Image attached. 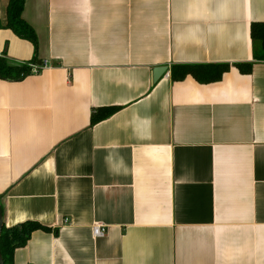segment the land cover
Wrapping results in <instances>:
<instances>
[{
    "label": "crops",
    "instance_id": "obj_1",
    "mask_svg": "<svg viewBox=\"0 0 264 264\" xmlns=\"http://www.w3.org/2000/svg\"><path fill=\"white\" fill-rule=\"evenodd\" d=\"M8 2L0 56L46 65L0 80L3 225L49 229L12 264H264V62L250 32L264 0H25L36 52L5 28ZM224 64L217 82L171 79Z\"/></svg>",
    "mask_w": 264,
    "mask_h": 264
},
{
    "label": "trees",
    "instance_id": "obj_2",
    "mask_svg": "<svg viewBox=\"0 0 264 264\" xmlns=\"http://www.w3.org/2000/svg\"><path fill=\"white\" fill-rule=\"evenodd\" d=\"M25 0H9L6 11V25L5 28L10 29L18 38L29 41L34 46V52L37 51V38L34 29L22 19V12L24 9ZM251 39L257 44L258 48L255 53V58L258 61L264 62V23H255L250 28ZM38 63L35 56L32 61L28 63L11 65L5 57L0 56V80L9 82L21 81L24 78L32 75L30 64ZM252 64H240L235 67L242 73H249ZM228 64L224 65H192L179 66L171 70V79L175 82L181 80L186 76L194 78L201 84H209L220 81L221 77L229 69ZM116 108H106L98 115L92 114L91 125L98 123V121L110 117ZM37 229L49 230L39 223L27 221L19 225L6 227L2 226L0 235V254L4 264H12L14 252L17 249L24 247L29 240L31 234Z\"/></svg>",
    "mask_w": 264,
    "mask_h": 264
},
{
    "label": "built area",
    "instance_id": "obj_3",
    "mask_svg": "<svg viewBox=\"0 0 264 264\" xmlns=\"http://www.w3.org/2000/svg\"><path fill=\"white\" fill-rule=\"evenodd\" d=\"M46 64H41L40 66L36 64H30L29 67L32 70L33 73H38L41 71L42 68L45 67ZM106 233V228H104L102 225H97L93 227V235L95 238H101V236H104Z\"/></svg>",
    "mask_w": 264,
    "mask_h": 264
},
{
    "label": "water",
    "instance_id": "obj_4",
    "mask_svg": "<svg viewBox=\"0 0 264 264\" xmlns=\"http://www.w3.org/2000/svg\"><path fill=\"white\" fill-rule=\"evenodd\" d=\"M167 68L166 67H160L158 69H155L153 72V80L154 82L157 81V79H159L165 72H166ZM3 226V215H2V210H1V204H0V235H1V229ZM0 264H4L1 254H0Z\"/></svg>",
    "mask_w": 264,
    "mask_h": 264
}]
</instances>
